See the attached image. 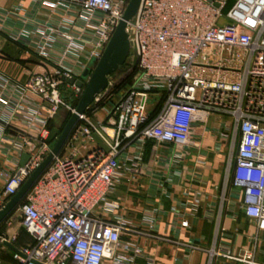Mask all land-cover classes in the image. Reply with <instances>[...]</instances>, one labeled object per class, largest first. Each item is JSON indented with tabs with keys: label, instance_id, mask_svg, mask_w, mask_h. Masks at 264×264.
I'll return each instance as SVG.
<instances>
[{
	"label": "built area",
	"instance_id": "obj_1",
	"mask_svg": "<svg viewBox=\"0 0 264 264\" xmlns=\"http://www.w3.org/2000/svg\"><path fill=\"white\" fill-rule=\"evenodd\" d=\"M128 2L56 0L50 9L65 15L55 27L8 35L52 67L22 83L0 73V207L51 151L50 121L59 108L74 113L83 92L76 83L100 59ZM228 3L141 0L126 29L137 57L133 81L102 99L111 97L103 112L95 105L79 115L60 153L14 210L32 240L13 250L15 264H157L122 239L151 237L153 216L142 217L150 231L141 230L117 215L110 198L118 182L138 175L148 144L150 160L177 175L188 150L201 146L195 131L212 115L228 118L214 128L215 148L229 145L227 204L253 231L247 248L237 254L215 248L210 259L264 264L257 260L264 256V0H235L224 12ZM20 9L0 12V31ZM22 154L28 156L23 166ZM195 163L205 164L201 157ZM0 243L9 244L1 237Z\"/></svg>",
	"mask_w": 264,
	"mask_h": 264
},
{
	"label": "crops",
	"instance_id": "obj_2",
	"mask_svg": "<svg viewBox=\"0 0 264 264\" xmlns=\"http://www.w3.org/2000/svg\"><path fill=\"white\" fill-rule=\"evenodd\" d=\"M54 1L44 0L46 5L41 6L33 0H0V12L21 8L18 16L8 17L2 23L0 73L22 83L31 73L51 70L50 62L13 42L8 35L22 29L40 33L44 27H55L65 12L52 11L49 5ZM229 2L233 4L235 0ZM214 128L201 127L195 131L201 137V146L188 150L177 175L167 174L158 162L151 161L149 147L134 180H121L115 185L110 201L117 206V215L147 232L150 230L142 225V217L151 214L154 218L151 237L122 239L136 244L157 264H237L221 257L211 260L209 252L220 248L237 254L249 246L252 223L235 208L230 211L232 208L227 204L230 187L225 188L224 171L229 145L215 148L218 138ZM199 157L204 159L202 166L195 163ZM224 192L226 200L222 202ZM104 218L110 220L112 216ZM181 221L188 226L181 227ZM260 237L264 239V234ZM6 247L13 250L11 244ZM257 260L264 263V256H258ZM103 264L111 262L105 260ZM134 264L147 263L137 259Z\"/></svg>",
	"mask_w": 264,
	"mask_h": 264
},
{
	"label": "water",
	"instance_id": "obj_3",
	"mask_svg": "<svg viewBox=\"0 0 264 264\" xmlns=\"http://www.w3.org/2000/svg\"><path fill=\"white\" fill-rule=\"evenodd\" d=\"M205 1L211 3L213 0ZM140 2L141 0H129L100 59L96 62L91 60L87 69L82 74V81L76 83L78 87L83 88V92L74 113L67 117V121L62 127L51 151L45 156L39 167L26 179L16 194L10 197L4 205L0 207V225L14 212L38 178L50 165L53 158L60 153L72 129L76 125L79 115H82L92 106L98 104L108 94L111 87L108 80L109 77L126 62H128L131 67L136 66L137 57L133 48L132 39L126 29L127 25L135 18ZM90 64H93L92 68ZM68 83L73 84L74 79L68 81ZM93 138L98 145L102 146V148L107 151V148L102 145L98 137L93 136ZM27 159L28 156L22 154L20 165L23 166Z\"/></svg>",
	"mask_w": 264,
	"mask_h": 264
},
{
	"label": "rangeland",
	"instance_id": "obj_4",
	"mask_svg": "<svg viewBox=\"0 0 264 264\" xmlns=\"http://www.w3.org/2000/svg\"><path fill=\"white\" fill-rule=\"evenodd\" d=\"M90 67H93V64H90ZM111 98V97H110ZM108 97L107 100L110 99ZM102 101V103L100 105H97V112H103V105L106 102ZM148 103L151 105L155 104V99H149ZM68 112L66 111L65 108H59L54 117H53V124L55 126L56 129L61 128V126L63 125V123L65 122V120L68 117ZM228 120V118L224 117V116H215L212 115L208 118L206 124L204 125V127L212 129V127L217 126V122H221L224 123ZM56 137V138H55ZM54 137V140L57 139V136ZM55 143V142H54ZM54 143H52V147L54 145ZM237 145V143H236ZM68 151H66L65 154H67ZM0 237L5 239L6 242H8L11 245H15L17 247H25V246H29L31 244V240L25 235V232L23 231L21 224H20V220L19 217L17 215V213L15 214L14 212L7 217L4 222L0 225ZM7 245H4L3 243H0V261L2 260L1 258L4 255H9V251L8 248L6 247ZM2 254V255H1Z\"/></svg>",
	"mask_w": 264,
	"mask_h": 264
},
{
	"label": "trees",
	"instance_id": "obj_5",
	"mask_svg": "<svg viewBox=\"0 0 264 264\" xmlns=\"http://www.w3.org/2000/svg\"><path fill=\"white\" fill-rule=\"evenodd\" d=\"M231 5H232L231 2H229L228 5L226 6V8L224 9V12L228 11L230 9ZM136 71H137V68L136 67H131L128 64V62H126L121 68H119L114 74H112L109 77L108 80L110 82V86L111 87H110V90L108 92V95L109 94H112V93H116V92L124 89L125 87L129 86L132 83V81H133V78H134V76L136 74ZM102 101L103 100H101L98 104H96V106L97 105H100L102 103ZM160 104L161 103H159L157 105V107L154 109V111L152 112L150 118H152L157 113V111H158V109L160 107ZM66 121H67V119L65 120V122L63 123V125L61 126V128H59V129H56L55 128V126L53 124V120L50 121V123H49L50 141H53L55 136H57V138H58V136H59V134L61 132V129L64 126V124L66 123ZM150 146H151V144H148L147 145V148H149ZM25 235H27V234L25 233ZM11 248L14 250V249H17L19 247L15 246V245H12ZM13 250L8 249L9 255H4L1 258L2 260L0 261V263H2V264H15V262L12 259V252H13Z\"/></svg>",
	"mask_w": 264,
	"mask_h": 264
},
{
	"label": "bare ground",
	"instance_id": "obj_6",
	"mask_svg": "<svg viewBox=\"0 0 264 264\" xmlns=\"http://www.w3.org/2000/svg\"><path fill=\"white\" fill-rule=\"evenodd\" d=\"M62 150V149H61Z\"/></svg>",
	"mask_w": 264,
	"mask_h": 264
}]
</instances>
